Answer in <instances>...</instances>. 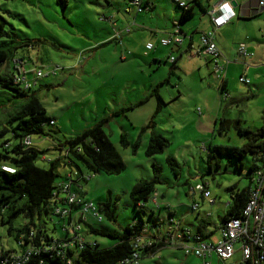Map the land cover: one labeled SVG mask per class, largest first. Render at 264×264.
<instances>
[{
	"label": "rangeland",
	"instance_id": "1",
	"mask_svg": "<svg viewBox=\"0 0 264 264\" xmlns=\"http://www.w3.org/2000/svg\"><path fill=\"white\" fill-rule=\"evenodd\" d=\"M107 1L0 0V14L6 20L4 32L18 39L32 40V43L36 41L15 53L29 79H33L37 69L55 72L54 76L37 80L32 89L45 110V116L54 123L50 126L45 122V135L31 136L32 146L40 151L35 165L48 170L50 163L61 157L57 168L60 178L54 182L58 183L66 173L75 169L67 165L68 159L65 158L68 142L105 121L102 128L124 163L122 171L118 174L93 172L81 160L70 155L85 180L80 182L84 198L96 207L109 200L114 211L115 222H110L103 212H99L100 223L92 219L89 222L98 229L122 233L137 217L136 210H140L133 206L129 196L133 186L137 181H152L156 173L158 181L154 189L161 210L153 209L155 205L150 201L145 204L141 213L148 225L149 209L166 220L168 205L177 220L195 231V215L188 210L195 201L199 204V215L209 218L212 223L209 228H212L213 223L217 224L218 218L227 211V204H231L227 189L231 186L244 189L252 185L248 174L252 157L244 155L243 171H239L235 168V161L220 149V146H240L244 137L233 129L218 134L215 122L221 118L239 119L242 125L252 129L259 127L264 112V46L254 45H257L255 39L264 43L263 14L240 21L230 36H226L225 42L219 40L218 33H215V41L219 42L225 59L230 63L224 73L227 80L224 92L220 79L204 64L198 65V60H194L192 66L178 64L180 59L173 65L169 63L170 56L165 60L167 54L164 49L158 51L159 62L154 61V52L144 55L146 42L155 43L151 32H166L172 21L178 19L180 10L177 3H189L190 0H150L154 10L138 14L137 22L129 26L132 33L125 44L108 42L114 38L115 30L111 23L115 21L121 27L122 15L132 18L133 12L127 14V3L124 4L123 0H114L110 6ZM200 1L206 7L216 0ZM192 5L197 15L187 26L197 22L198 13H201L198 3ZM247 7L259 12L257 0L242 2L241 8ZM181 24L186 26L184 22ZM127 26L128 23L125 24ZM106 38L103 43H107L101 45L99 41ZM240 43H244L247 51L253 54L251 64L245 61L251 68L247 67L249 74L244 73L243 60L236 55ZM198 48L199 44L197 51ZM256 53L262 55L260 60H254ZM124 55L126 59L121 61L120 57ZM1 72H4V67L0 68ZM239 76H245L250 83H239ZM22 103H25L24 97L8 89L0 91V106L12 110ZM158 103L160 107L155 113ZM150 122L152 126L144 130ZM151 132L165 138L168 145L162 152L147 157L145 150ZM121 134L126 136L128 145L120 143ZM8 138L0 137V144ZM15 143V140H10L11 145ZM214 152L216 155L213 156ZM10 157L11 154L9 158H2L0 163L12 166ZM167 158L175 160V169L170 167ZM198 182L207 184L211 198L215 199L214 205L204 201L199 192L192 194L189 191ZM26 223L37 227L44 224L47 233L57 238L64 235L61 229L63 221L57 216L49 214L38 218L34 215L30 220L20 214L11 224L0 223V247L15 249L17 230ZM214 231L212 241L219 236V230ZM87 239L96 240L99 249L117 242L98 235H89ZM206 261L227 264L215 254L211 259L207 257ZM202 263V259L194 255L185 256L182 250L173 248H163L155 256L142 261V264Z\"/></svg>",
	"mask_w": 264,
	"mask_h": 264
},
{
	"label": "trees",
	"instance_id": "2",
	"mask_svg": "<svg viewBox=\"0 0 264 264\" xmlns=\"http://www.w3.org/2000/svg\"><path fill=\"white\" fill-rule=\"evenodd\" d=\"M190 1L191 2L189 3L183 2L184 6L182 7L179 6V3L181 2L177 3L180 12L173 27H178L182 33L184 32L181 23H187L196 15L194 6L192 5L193 3L199 4L201 15L207 13L206 7L201 4L200 0ZM59 2H62V0H59ZM5 25L6 20L0 14V68L4 67V72L0 73V91L8 89L25 98V103H22L19 107L12 110L0 106V137H9L0 144V149L2 150L0 151V160L2 158H9V155L11 154L10 159L13 162L12 166L0 163V223L11 224L12 220L20 214L30 220L34 215H37L38 218L42 217V215L49 214L55 216L52 198L53 192L56 188L54 182L56 178H60V175L57 173V168L59 167V161L62 160V158L58 157L55 161L51 162L48 170L41 169L37 167L34 162L35 158L40 154V151L33 146L26 147L23 144V139L26 137L31 138L33 135H45L43 126L46 121L48 123L51 119H48L45 116V110L32 89L28 91L23 90L14 84L13 81L14 73L12 71V64L14 61L18 60L15 58L16 51L22 47H29L33 43H36V41L33 40L32 43V40L18 39L14 35L7 34L4 32ZM125 29H128V32H125ZM121 32L126 34L130 33L129 26L124 27L121 31H116L114 36L116 34L118 36L111 40H115L116 38L119 39L118 37ZM191 37L192 34L189 35V39H191ZM111 40L108 42H111ZM106 43H102L101 45ZM159 47L161 46L159 45ZM153 48H155L154 44ZM156 96L158 101L161 102L160 97H158V95ZM159 107L160 104L158 103L155 113L158 112ZM217 121L215 127L217 128L216 130L218 134L226 133L230 129H233L237 134L244 137V142L240 146H220V149H224L228 157L235 161V168L239 171H243L242 159L244 155L249 154L252 157V163L248 167V174L251 180L252 173L264 164V112L262 113L259 127L255 129L242 125V122L239 119L230 120L221 118ZM104 122L105 121L99 122L92 128L85 130L80 136L68 142L69 147L67 149L68 155L66 156V159L70 161V167L74 166L79 170L80 174L77 177V184H80V182L85 180L82 177L83 174L80 167L73 162L70 155L81 160L86 167L93 172L103 171L106 174H118L124 168V163L121 157L102 128ZM152 124L153 123L150 122L144 130L151 127ZM12 139L16 141L13 145L10 144V140ZM120 143L123 146L128 145L124 134L120 135ZM79 144L80 147L78 146ZM136 145L137 142H135L134 147H136ZM167 145L168 141L165 138L151 132L145 155L149 157L156 153H160ZM77 148H79L81 152H77ZM216 152H218V150ZM214 155H216L215 152L213 153V156ZM167 162L171 168L174 167L175 169L176 163L173 158H167ZM2 166L9 167L13 169L14 172L9 173L4 171L2 170ZM153 169L155 172L156 167L154 165ZM157 181V175L155 173L152 181H137L135 183L129 196L133 206L140 208V210H136L137 217H135L131 223L127 224L122 233L108 231L107 229H98L90 222H81L85 227L82 228L85 229L86 238L89 235H98L101 237L116 239L117 242L115 244L99 249L96 240L88 239L89 241L94 242L93 246H88L74 254H71V251H67L64 256L52 255V257L49 258L50 252H44V245L46 246L49 243V239L52 236L47 233L44 224L37 227L35 225L29 226L30 223H26L22 228L17 230L15 249L0 247V264H15V257L23 255L27 248L34 246L40 248L38 255L33 256L30 260L21 264H67L66 259H70L69 264H119L121 261L130 258L134 252H138V264H142L143 260L155 256L156 253L163 248H173L183 251L182 247L187 241L194 244L196 242L194 239H186L184 229L190 231L193 234V238L198 237L202 242H210L209 239L213 237L216 228L214 226L209 228L212 223L208 220L209 218L201 217L199 215V205L196 202H192L188 209L190 212H194L195 215V222L197 223L195 231L190 230L188 227L184 228L185 226L182 227L180 225L182 222L177 220L173 216V213L169 211L165 220L164 218L155 215L153 209H149L147 214L149 225L145 222L141 212H143L142 210L146 207L145 204L150 200L152 194L156 192L154 185ZM249 189L250 186L244 189H237L236 186H231L227 189L231 198V204L228 203V209L225 215L221 217V224L229 218H239L241 216L242 210L248 200ZM74 190L79 196L84 197L80 188L76 187ZM139 204H142V206L140 207ZM194 204L198 205L195 210L192 209V205ZM97 207L99 212H103L110 222H115L114 211L111 208L109 200L103 204H99ZM159 209H161L160 205L158 206L157 211ZM166 209L169 210L170 207L167 205ZM3 214H5V218L3 217ZM182 224L186 225L184 223ZM164 225L165 227L162 229V226ZM220 226L217 227V230H219ZM175 227H178V231L172 230ZM208 228L210 230H208ZM206 229L208 230L207 233L205 232ZM170 236H173L176 240L173 246L166 243V238H169ZM137 238L153 240L152 245L145 249H135L134 246ZM184 255L189 256L194 254L184 253ZM213 255L214 254L209 255L208 258ZM206 259H202L203 263L207 262Z\"/></svg>",
	"mask_w": 264,
	"mask_h": 264
},
{
	"label": "built area",
	"instance_id": "3",
	"mask_svg": "<svg viewBox=\"0 0 264 264\" xmlns=\"http://www.w3.org/2000/svg\"><path fill=\"white\" fill-rule=\"evenodd\" d=\"M127 1L129 3L127 2L125 8L126 12L132 11L135 14H140L148 10V4H146L144 0ZM179 6H184V3H179ZM257 6L259 13L263 14L264 17V0H257ZM207 14L210 16L213 30H207L200 34L198 54L211 58L215 64V72L220 74L222 67L218 65L217 60L220 58L221 53L214 42V30L226 25L236 15L228 2H222L216 8L207 11ZM124 31L128 32V29H125ZM117 36L118 35L116 34L114 37ZM185 37L187 36L182 33L178 27H173V30L170 33L159 40V45L161 47L179 46ZM145 48L146 50H151L153 44L148 43ZM236 52L238 56L243 59L250 58L253 55L247 51L244 44L237 45ZM122 58H124V56H122ZM173 62L174 58L170 57L169 63ZM12 67L14 84L27 91L33 89L37 80L46 76L55 75L53 70L37 69L31 80L27 76L28 74L25 72L23 63L20 62V60L14 61ZM238 80L245 85L250 83V81L244 76H240ZM48 124L51 126L54 125L52 120L49 121ZM23 144L26 147L32 146L31 138H24ZM76 151L81 152L79 148H77ZM67 155L66 152L65 158ZM67 165H71L69 160ZM2 170L9 173L14 172L13 169L6 166H2ZM79 174V170L76 168L70 170L65 174L64 178H61V181L55 184L56 188L53 192L52 198L54 203V214L63 221L61 229L64 232V237L57 238L52 236L49 239V243L46 246L44 245V252H50L49 258L52 257V255L64 256L67 251H71V254H74L88 246L94 245V242H91L86 238L85 229L82 228V223L89 222V219L100 222L102 218L99 214L98 208L93 202L86 200L75 192L74 189L76 187L80 188V184L76 183ZM251 180L252 185L249 189L248 200L242 210L241 216L239 218H229L221 224L219 228V238L216 242H202L198 237L193 238V234L190 231H187V229H184L186 239H194L196 241L194 244L187 241L182 247L184 253H193L195 256L204 260L209 255L215 254L224 262L234 256V246L237 244L239 246L241 257L237 263L233 264H264V164L252 173ZM191 190L192 193L196 191L199 192L201 197L205 199L208 204L214 203V199L211 198L206 183L198 182L193 189L191 188ZM156 195L157 194L153 193L149 201L158 208L159 204L157 203ZM139 206L141 207L142 204H139ZM197 207V204L192 205L193 210L197 209ZM172 230L178 231V227H175ZM152 241L153 240L147 238H137L134 247L135 249H145L152 245ZM175 241L176 240L173 236L166 238V243H169L171 246L174 245ZM39 249L40 248H37L36 246L27 248L23 255L15 257V264L25 263L33 256L38 255ZM137 253L138 252L132 253L130 258L121 261L119 264H138ZM66 263L69 264L70 259H66ZM203 264L209 263L204 262Z\"/></svg>",
	"mask_w": 264,
	"mask_h": 264
},
{
	"label": "crops",
	"instance_id": "4",
	"mask_svg": "<svg viewBox=\"0 0 264 264\" xmlns=\"http://www.w3.org/2000/svg\"><path fill=\"white\" fill-rule=\"evenodd\" d=\"M107 1V0H106ZM112 1H114V0H109V1H107V4H109V6H110V2H112ZM124 1V4H126L128 1L127 0H123ZM145 1V3L146 4H148V10L146 11V13L148 12V13H151L152 12V10H154V5H153V3L152 2H150V0H144ZM244 1H250V0H244ZM243 0H216L213 4H211V5H207L206 6V10L207 11H209L210 9H214V8H216L218 5H220L222 2H228L230 5H231V7H232V10L235 12V17L232 19V20H230V22H228L226 25H224V26H222V27H220V28H218V29H216V30H214V37H215V33H218V39L219 40H222V41H224L225 42V39H226V36H230V33H232L231 32V30L232 29H234L235 27H237V25H238V23H240V21H242V20H244L245 18L246 19H249V18H251V17H257L256 16V14L258 15V12H254L253 11V8H251V7H247V8H245V9H242L241 8V6H242V2H244ZM233 2H236V5L234 4L233 5ZM112 5V4H111ZM131 12H127V14H130ZM196 15H197V12H196ZM195 15V16H196ZM195 16H194V18H195ZM138 14H135V13H133V17L132 18H130L129 17V15H122V18H120V21H121V23H120V25L119 26H121V27H118V24H116L115 23V21L113 22V23H111L112 24V27H113V29L115 30L113 33L115 34L116 33V31H121L124 27H125V24H127L128 23V26H131V25H133V24H135L136 22H137V19H138ZM178 18V17H177ZM193 18V19H194ZM193 19H191L190 21H188L187 23H185L184 25H186V26H182L181 25V27H182V29H183V32L187 35V37H185L184 39H183V42L179 45V46H177V47H159V40L161 39V38H163L167 33H169V32H171L172 30H173V24L174 23H176V20H173L172 21V23H171V25L169 26V28L167 29V31L166 32H162V33H156V32H151L153 35L151 36V38H152V40H154L153 42H155L154 43V46H155V48H153L152 50H150V51H147L146 52V48H145V46H146V44H148V43H150V42H146V44L143 46V50H144V55L145 56H147V54L149 53V52H154V53H156V56H155V58L156 59H154V61L155 60H157V59H159V53H158V51L159 52H161V50H166V53L165 54H167V56H166V58H165V60H167V57H173L174 56V53H177V56H174L173 58L175 59L174 60V63H173V65L177 62V60H179L177 63L179 64V62L181 63V64H183V63H186L188 66H192L193 64H195V62H194V60H198L199 62L197 63L198 65H205L206 66V68H208L209 69V71L212 73V74H214V75H216V78H218V79H220V83H221V90L222 91H226V84H227V80L224 78V73H225V70L227 69V65H229L230 63L225 59V57H224V52H223V50H222V48H221V46H220V44H219V42L218 41H215V38H214V42H215V44L217 45V48L219 49V51H220V53H221V55H220V58L217 60V63H218V65L219 66H221L222 67V71H221V73L220 74H218V73H216L215 72V64H214V62L212 61V59L211 58H208V57H205V56H202V55H200V54H198V51H197V47H198V44H199V34L200 33H202V32H205V31H207V30H213V26H212V23H211V20H210V16L207 14V13H205V14H203V15H201V13H198V20H197V22H193V24H191L190 26H187V24L188 23H190V22H192L193 21ZM237 19H241V20H237ZM112 33V34H113ZM131 31H130V33H128V34H126V33H124V32H121L120 33V36L118 37L119 39H115V40H111V41H115V43H120L121 42V44H122V42H124V44H125V42L127 43V39L129 38V35H131ZM114 34H113V36H114ZM190 34H192V37H191V39H189V35ZM111 36L112 35H110V37L109 38H111ZM249 38H251V37H249ZM108 38H106V39H103V40H101V41H99V42H101V44L105 41V40H107ZM130 39V38H129ZM256 40V42H257V45H254V46H264V43H261V42H259V41H257V39H255ZM131 41V40H130ZM153 44V43H152ZM240 44H244V43H240ZM115 45H117V44H115ZM120 45V44H119ZM127 47V46H126ZM87 48V47H86ZM199 49V48H198ZM124 50H125V47H124ZM232 51V50H231ZM123 52V51H122ZM262 52L263 51H261V54H262ZM232 53H233V51H232ZM234 53H235V51H234ZM233 53V54H234ZM121 54V53H120ZM129 54V53H128ZM236 55L238 56V54H237V52H236ZM256 55H257V53H256ZM255 55V59L254 60H260V57L262 56H260V54H258L257 56ZM169 57V58H170ZM239 57V56H238ZM241 58V57H240ZM253 58V56H251L250 58H245V59H243V58H241L242 60H243V65H244V73H247V74H249V72H250V67L248 66V65H246L245 64V61H250V64H251V61H253V60H251ZM120 59H121V61H125V59H126V55L124 56V58H122V57H120ZM123 59V60H122ZM18 60H20V59H18ZM247 61V62H248ZM155 62H159V60H157V61H155ZM180 64V65H181ZM247 67H249V68H247ZM247 68V69H246ZM240 77V76H239ZM245 77V76H244ZM238 82H239V80H238ZM240 83V82H239ZM242 84V83H241ZM245 85V84H244ZM158 95L161 97V100H163L164 98L162 97V95L160 94V93H158ZM226 96H227V94H226ZM227 97H225V99H226ZM263 113V112H262ZM218 120V119H217ZM216 120V121H217ZM241 121V120H240ZM242 122V121H241ZM216 123V122H215ZM259 125H260V123H259ZM189 191H192L191 189L189 190ZM200 195V194H199ZM200 197H201V195H200ZM202 198V197H201ZM203 199V198H202ZM214 199V198H213ZM215 200V199H214ZM204 201H205V199H204ZM192 202H195V201H192ZM197 203V202H196ZM215 203V202H214ZM214 203L213 204H211V205H214ZM199 205V204H198ZM228 205V204H227ZM152 206V205H151ZM167 206V205H166ZM154 208H156V207H154L153 206V209ZM161 209H159L158 211H160ZM154 211V210H153ZM171 212V213H173V215L175 214L174 212H172L170 209L168 210L167 209V212ZM198 212H199V207H198ZM226 213V212H225ZM207 215H210V214H207ZM225 215V214H224ZM182 227H184V228H187L188 226L187 225H183L182 223L180 224ZM213 225H214V227L217 229V227L218 226H220L221 225V217H219L218 218V223L217 224H215V223H213ZM213 227V226H212ZM208 230H210V229H208ZM207 229L205 230V232L207 233V231H208ZM213 238V237H212ZM212 238L211 239H209V241L210 242H216L217 240H218V238H219V236H218V238H217V240L216 241H212ZM5 248V247H4ZM234 249H235V253H234V256L232 257V258H234L231 262H229V260L227 261V263H229V264H233V263H237V261H239L240 260V257H241V253H240V251H239V246H234ZM237 254H239V258H237ZM213 256H211L210 257V259L212 258ZM231 258V259H232ZM237 258V259H236ZM230 259V260H231Z\"/></svg>",
	"mask_w": 264,
	"mask_h": 264
},
{
	"label": "water",
	"instance_id": "5",
	"mask_svg": "<svg viewBox=\"0 0 264 264\" xmlns=\"http://www.w3.org/2000/svg\"><path fill=\"white\" fill-rule=\"evenodd\" d=\"M234 4L236 5V2H233V5H234Z\"/></svg>",
	"mask_w": 264,
	"mask_h": 264
},
{
	"label": "clouds",
	"instance_id": "6",
	"mask_svg": "<svg viewBox=\"0 0 264 264\" xmlns=\"http://www.w3.org/2000/svg\"><path fill=\"white\" fill-rule=\"evenodd\" d=\"M7 172V171H6Z\"/></svg>",
	"mask_w": 264,
	"mask_h": 264
}]
</instances>
